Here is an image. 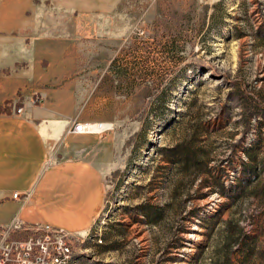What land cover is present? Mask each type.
<instances>
[{
  "label": "rangeland",
  "instance_id": "rangeland-1",
  "mask_svg": "<svg viewBox=\"0 0 264 264\" xmlns=\"http://www.w3.org/2000/svg\"><path fill=\"white\" fill-rule=\"evenodd\" d=\"M132 6L79 63L86 121L121 147L73 263L264 264V0Z\"/></svg>",
  "mask_w": 264,
  "mask_h": 264
},
{
  "label": "crops",
  "instance_id": "crops-1",
  "mask_svg": "<svg viewBox=\"0 0 264 264\" xmlns=\"http://www.w3.org/2000/svg\"><path fill=\"white\" fill-rule=\"evenodd\" d=\"M139 1L0 0V227L84 236L100 217L121 142L72 132L87 120L79 63L93 38L133 26Z\"/></svg>",
  "mask_w": 264,
  "mask_h": 264
},
{
  "label": "built area",
  "instance_id": "built-area-1",
  "mask_svg": "<svg viewBox=\"0 0 264 264\" xmlns=\"http://www.w3.org/2000/svg\"><path fill=\"white\" fill-rule=\"evenodd\" d=\"M22 108L18 109V113ZM103 123L76 120L72 132L75 134H100L111 130L102 128ZM21 194L16 192L14 198ZM30 232L25 240L12 239V234ZM0 241V264H74L75 238L65 229L51 225L30 226L15 219L9 228H3Z\"/></svg>",
  "mask_w": 264,
  "mask_h": 264
},
{
  "label": "trees",
  "instance_id": "trees-1",
  "mask_svg": "<svg viewBox=\"0 0 264 264\" xmlns=\"http://www.w3.org/2000/svg\"><path fill=\"white\" fill-rule=\"evenodd\" d=\"M192 158L191 157H186L185 158V164L186 165H189V162H190V160H191ZM245 166H247V165H245ZM247 171V170H246ZM257 175H258V172H257V170H256V168L255 167H250L249 168V170H248V175H247V178H250L249 180H253V178H257ZM253 177V178H252ZM249 180L247 179V183L249 182Z\"/></svg>",
  "mask_w": 264,
  "mask_h": 264
}]
</instances>
